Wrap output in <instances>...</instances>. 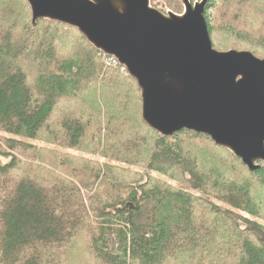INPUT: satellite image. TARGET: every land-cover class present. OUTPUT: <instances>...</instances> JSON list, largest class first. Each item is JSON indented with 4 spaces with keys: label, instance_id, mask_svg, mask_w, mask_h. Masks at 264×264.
Masks as SVG:
<instances>
[{
    "label": "trees",
    "instance_id": "obj_1",
    "mask_svg": "<svg viewBox=\"0 0 264 264\" xmlns=\"http://www.w3.org/2000/svg\"><path fill=\"white\" fill-rule=\"evenodd\" d=\"M204 17L214 50L264 58V0H211ZM68 32L73 55L54 42ZM101 56L0 0V264H67L77 237L92 264H264V166L203 134L162 137Z\"/></svg>",
    "mask_w": 264,
    "mask_h": 264
},
{
    "label": "water",
    "instance_id": "obj_2",
    "mask_svg": "<svg viewBox=\"0 0 264 264\" xmlns=\"http://www.w3.org/2000/svg\"><path fill=\"white\" fill-rule=\"evenodd\" d=\"M177 14L150 0H27L39 20L77 29L140 90L141 118L162 137L208 136L250 170L264 166V58L212 48L205 7Z\"/></svg>",
    "mask_w": 264,
    "mask_h": 264
},
{
    "label": "rangeland",
    "instance_id": "obj_3",
    "mask_svg": "<svg viewBox=\"0 0 264 264\" xmlns=\"http://www.w3.org/2000/svg\"><path fill=\"white\" fill-rule=\"evenodd\" d=\"M153 4H154L153 5L154 8L160 9L161 6L163 5L164 8H165L164 11L168 10L170 12H174V13H177V14H179L183 10V7H182L181 11L178 10V12H175V11L171 10L166 5V3H164L162 0H156V1L153 2ZM11 11H14V13L16 15V18L13 19L12 24L14 23L19 28L22 27V25L26 24L27 20L25 19L23 10L18 6V4H13V7H12ZM257 26H259V24H257L256 27ZM56 29H57V33H58L59 37H60V34L65 31L64 28L59 27V26L56 27ZM54 42H57V45H61V44L63 45V48H62L63 53H65L66 50L70 49L71 50V54L73 55L75 50L80 48L77 43L72 41V35L70 34V36H69V32H68V37L66 39L62 40V39L58 38V39L54 40ZM101 61H102L104 66L118 70L121 73V75L124 76V77L128 76L126 74V72L124 70H122L120 67H118V66H109L106 63V59L103 56H101ZM107 105H109L111 107L110 111L116 110V108H114V104L108 103ZM37 145L38 146H44L42 143H37ZM45 147L49 148V146H45ZM55 150H57L58 152L63 153V154L67 153L66 150L63 149V148H59V149H55ZM78 156L82 157V158L86 157V156H84L82 154H78ZM87 158H89L90 160H93L94 156H87ZM100 161L103 162V160H100ZM0 162L1 163H6L7 160L2 158V157H0ZM226 173H231V171L230 170H226ZM84 244H85V242H84V240L81 237H77L75 239L74 247H73V250L70 251V258L68 259L67 264L68 263L69 264H92V262L89 261L88 258H87V254L88 253L85 250Z\"/></svg>",
    "mask_w": 264,
    "mask_h": 264
},
{
    "label": "built area",
    "instance_id": "obj_4",
    "mask_svg": "<svg viewBox=\"0 0 264 264\" xmlns=\"http://www.w3.org/2000/svg\"><path fill=\"white\" fill-rule=\"evenodd\" d=\"M102 56L106 59V63H107L109 66H118V67H120V66L117 64L116 60H114L113 58H108V57H106V56H104V55H102ZM120 68L126 72V70H125L123 67H120ZM126 74H127V72H126Z\"/></svg>",
    "mask_w": 264,
    "mask_h": 264
}]
</instances>
